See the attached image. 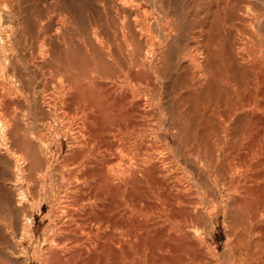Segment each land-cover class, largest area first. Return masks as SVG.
Here are the masks:
<instances>
[{"label": "bare ground", "instance_id": "bare-ground-1", "mask_svg": "<svg viewBox=\"0 0 264 264\" xmlns=\"http://www.w3.org/2000/svg\"><path fill=\"white\" fill-rule=\"evenodd\" d=\"M1 98L0 264H264V0H0Z\"/></svg>", "mask_w": 264, "mask_h": 264}, {"label": "rangeland", "instance_id": "rangeland-1", "mask_svg": "<svg viewBox=\"0 0 264 264\" xmlns=\"http://www.w3.org/2000/svg\"><path fill=\"white\" fill-rule=\"evenodd\" d=\"M55 86H57V84H55ZM2 99V98H1ZM7 100V101H6ZM7 103H9V105L7 106ZM6 105V106H5ZM2 107V108H1ZM25 106H24V104H23V102L21 101V100H16V99H12V98H6V99H2V101H1V105H0V112H1V114L7 119V117L8 118H10L11 116H13V115H16V116H18V117H21L24 113H25ZM10 112V113H9ZM1 115V116H2ZM64 116H65V118L68 120V119H70V118H72L73 117V114L72 113H65V114H61L60 116H59V118H58V123H60V122H65V120H64ZM56 131H57V136L59 135V136H61V133H62V124L60 123V124H57V129H56ZM46 134H47V137H49L48 138V140H49V142L51 141L52 143V146H53V148L55 147V145H56V139H55V136L53 135V134H48V132H46ZM55 139V140H54ZM53 141H55V142H53ZM64 150H65V147H64ZM2 151L3 152H5V150L4 149H2ZM2 152V153H3ZM3 154H5V153H3ZM109 201L107 200V201H105V202H103V205H105V206H107V204L106 203H108ZM105 206H101V205H98L96 208H92V211H90L88 214H85L82 218H80L78 221H77V224H78V226H80L81 224L83 225H81L80 227H82V228H85V229H87L88 227H92V228H95V227H97L98 225H100L101 227H102V230H106V229H109L110 228V225H108L109 223H108V218H110L111 217V215H113V214H116V213H118V212H120L121 211V209H122V207H115V208H108V206L107 207H105ZM100 207V208H99ZM103 207H105V208H103ZM103 210H102V209ZM48 209L49 208H44L43 210H42V213H38L37 211H34V215L32 216H30V219L32 220V222H33V224L35 225V227H37V229L39 228V230H37V234H36V238H35V240L33 241V243L32 244H28V243H25V242H23V244L21 245L22 247H24V248H26V250L27 249H29V250H27V253H26V257H27V259L29 258V260L31 261L30 262V264H40V259L41 258H43V256L45 255V253H46V251L49 249V245L47 246V243H45V242H43L42 241V236H41V229L43 228V226H45L46 224H47V222H48V219L46 218V216H47V214H48ZM114 210H115V212H114ZM119 210V211H118ZM107 211L109 212V214H110V216L109 215H107L108 213H107ZM111 212V213H110ZM112 212H113V214H112ZM107 213V214H106ZM97 214H99V215H97ZM87 215V216H86ZM106 215V216H105ZM104 217V218H103ZM44 218V219H43ZM103 219L105 220V221H103ZM41 222H43V225H41ZM81 222V223H80ZM97 222H99V223H97ZM80 223V224H79ZM104 223V224H103ZM98 224V225H97ZM106 227V228H105ZM39 233V234H38ZM64 234V233H63ZM63 234H60L61 236H60V238L62 239H66L67 238V234H65V235H63ZM40 236V237H39ZM65 237V238H64ZM40 238V239H39ZM59 238V239H60ZM60 239V240H61ZM217 241H218V243L219 244H221L223 241H224V237H223V234H220L219 235V237H218V239H217ZM102 243H105L104 242V240L102 241ZM43 244V245H42ZM66 246V248L68 249V248H72V246H73V244L71 243V241H66V242H64V244H62L61 246ZM41 246V247H40ZM63 246V247H64ZM28 247H30V248H28ZM114 247V246H113ZM116 248V247H115ZM33 250V251H32ZM105 249H100V248H98L97 249V251H96V253H97V255H93V254H89L88 255V257H87V259H88V261H87V259H85V261H86V263H88V264H112V262H111V260L113 261L114 259H115V257H113V256H108L106 253H104L103 251H104ZM33 252H35V254L33 253ZM29 253H31L33 256H34V258H33V256L30 254V256H29ZM39 253V254H38ZM107 256H106V255ZM98 255H100V256H98ZM122 255H123V253H122ZM121 254H120V252H119V255H117V257H116V259L117 258H119V259H121V261L124 259V260H127L128 258L126 257L127 255H123L122 256ZM90 256V257H89ZM98 256V257H97ZM107 257V258H106ZM121 257V258H120ZM108 258H109V260H108ZM35 261H34V260ZM66 259V258H65ZM108 260V261H106L105 262V260ZM102 260H104V261H102ZM34 261V262H33ZM77 260H74V262L73 261H71L72 263H70L69 261V263L68 262H66V260L64 261V258H63V260H62V262H61V264H65V263H68V264H77L79 261H77ZM90 261V262H89ZM96 261V262H95Z\"/></svg>", "mask_w": 264, "mask_h": 264}]
</instances>
